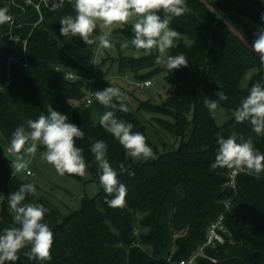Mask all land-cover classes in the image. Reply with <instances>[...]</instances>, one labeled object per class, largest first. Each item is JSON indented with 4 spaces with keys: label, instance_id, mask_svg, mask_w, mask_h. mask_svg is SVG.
<instances>
[{
    "label": "trees",
    "instance_id": "1",
    "mask_svg": "<svg viewBox=\"0 0 264 264\" xmlns=\"http://www.w3.org/2000/svg\"><path fill=\"white\" fill-rule=\"evenodd\" d=\"M208 1L186 0L191 11L170 23L180 36L168 55L183 53L187 67L169 71L155 63L159 55L154 51L118 60L120 71L131 69L137 73V81L164 71L167 81L176 85L162 103L141 101L136 110L128 106L127 113L115 111L117 119L131 123L133 132L145 136L155 159L128 156L119 141L94 119L91 106L101 116L112 109L95 103V99L89 106L83 104L88 80L80 71L88 68L85 65L95 55L99 24L93 33L97 42L86 45L79 37L69 39L60 34V18L75 15L67 0L62 8H43L37 24L40 14L33 6L18 9V22L23 26L15 32L28 38V43L26 57L12 62L9 71L4 70L3 61L0 132L8 148L0 141V233L14 224L8 195L21 184L31 183L11 167L13 159L8 152L12 133L19 126L27 127L26 120L47 115L49 106L84 131L76 146L82 149L96 180L100 172L91 145L95 141L106 143L107 159L126 185L127 194L122 207H111L105 202L111 197L102 186L95 198L85 200L81 210L64 215L36 187L37 195H27L24 203L49 209L44 222L54 234L51 260H30L24 255L29 249H23L14 264H181L194 256L191 264H264V173L257 177L238 172L235 185H231L233 170L211 167L218 138H228L233 132L238 142L243 137L264 154V134L257 135L248 122L238 124L231 119L232 110L246 98L251 86L264 82V65L251 48L258 26L264 27V0ZM158 14L163 18L162 12ZM124 25L116 26L112 37L122 36L130 43L132 26ZM5 54L18 56L19 52L7 49ZM144 69L149 71L139 73ZM250 69L255 72L243 85ZM69 72L77 77L68 78ZM96 85L100 90L106 88ZM219 90L228 97L219 102L226 115L222 124L204 104L205 98L217 99ZM141 109L157 114L156 120L179 139L178 145L161 149L153 143ZM221 215L224 241L203 248L211 224Z\"/></svg>",
    "mask_w": 264,
    "mask_h": 264
},
{
    "label": "clouds",
    "instance_id": "2",
    "mask_svg": "<svg viewBox=\"0 0 264 264\" xmlns=\"http://www.w3.org/2000/svg\"><path fill=\"white\" fill-rule=\"evenodd\" d=\"M65 0H57L54 7L62 8ZM75 11V15H64L60 18V34L65 38L79 37L86 45L97 42L93 33L98 24L108 29L98 36L100 47L111 46L109 39L115 25H124L132 22L134 33L131 45L137 50H143L151 55L153 49L159 51L155 63L169 71L188 66V59L181 53L165 55L166 51L174 46V41L180 33L170 27L173 18L181 17L190 12L186 0H67ZM6 9L0 10V25L10 19ZM163 13V18L158 13ZM264 20V15H262ZM256 39L251 45L252 50L259 55L264 65V27L257 29ZM129 46L128 42L121 45ZM217 99L205 98L204 104L209 112L215 114L220 101L228 97L219 90L215 93ZM95 99L105 108L99 118L100 125L110 133L133 159H155L153 149L146 143L145 136L140 132H133V125L117 119L115 111L127 113L129 108L124 102L125 97L120 88L109 86L95 91ZM47 115L41 114L38 119L26 120L27 127H17L11 137L10 151L15 156L11 167L14 172H27L30 160L37 152V145L45 147L42 159L54 166L55 170L64 175L73 174L83 176L86 171V162L82 149L76 146L77 139L84 138V131L69 122V117L54 110L47 109ZM231 119L236 123H250L252 130L257 134H264V82L254 83L246 98L232 110ZM233 132L228 138L219 137L218 150L211 167L227 168L235 172H244L248 175L259 176L264 173V154L258 151L253 143L244 141ZM100 172L99 181L103 190L111 199L105 202L111 207H122L125 203L127 187L118 179L117 171L109 163L104 141H95L91 145ZM123 171V165H121ZM27 195H37L33 183H23L18 191L8 195L10 213L14 224L0 233V264L14 262L19 259L18 253L29 249L24 255L30 260L45 262L51 260V249L54 234L49 225L44 222L45 214L49 211L42 204L24 203Z\"/></svg>",
    "mask_w": 264,
    "mask_h": 264
},
{
    "label": "rangeland",
    "instance_id": "3",
    "mask_svg": "<svg viewBox=\"0 0 264 264\" xmlns=\"http://www.w3.org/2000/svg\"><path fill=\"white\" fill-rule=\"evenodd\" d=\"M209 2L208 0H205ZM128 24L132 26L130 21ZM101 33L107 32L108 29L103 28L100 25ZM115 25L111 30L109 37L111 46L108 48L100 47L99 41L96 46L95 55L93 57L94 63L89 61L85 66L88 67L84 71H80V76L85 77L87 80L92 76H96L94 93L97 90L96 83L99 85H105L106 87L114 86L120 88L125 97V103L132 109H137L139 103L150 101L154 103H162L170 95L171 91L175 88V84L167 81L166 73L164 71H157L150 77L152 84L145 88H139L137 86V73L131 69H125L120 71L119 58L121 56L140 58L144 55L142 50L135 49L128 40L122 36L112 37V31L116 28ZM125 26V25H119ZM258 28H260L258 26ZM188 40V39H186ZM191 42L190 40H188ZM124 42H128L129 46L123 48L121 45ZM178 39L174 41L177 43ZM155 53L161 55L158 50L153 49ZM165 55H168V50ZM148 69L141 70L139 73H145ZM255 72V69H250L243 78V85H246L251 75ZM79 74V73H77ZM95 99V94H94ZM210 100H213L209 97ZM98 101L95 99V103ZM93 110V117L95 120H99L101 114L91 106ZM143 121L148 124V133L153 141L161 149H172L177 146L179 139L176 136L168 133L164 130V127L156 120L157 114L151 113L144 109L140 110ZM216 121L218 124L224 123L226 115L222 108L219 106L215 112ZM160 117L170 119L167 116L159 115ZM0 141L5 148H8V143L3 133L0 132ZM46 151L42 145H37V152L34 156L28 157L31 161L29 168L32 170V174L29 176L26 172H19V175L24 176L29 182L33 183L38 189L45 194L54 206L60 210L64 215H69L73 211L81 210L84 206L86 199H93L101 191L102 185L99 180L93 178L89 167H86L85 174L83 176L67 174L60 175L53 165L48 164L42 159V154ZM10 157L15 160V156L12 152H8ZM87 165V164H86Z\"/></svg>",
    "mask_w": 264,
    "mask_h": 264
},
{
    "label": "built area",
    "instance_id": "4",
    "mask_svg": "<svg viewBox=\"0 0 264 264\" xmlns=\"http://www.w3.org/2000/svg\"><path fill=\"white\" fill-rule=\"evenodd\" d=\"M56 2L57 1L55 0H23L22 3L19 0H6V5L11 10V12L8 14L10 19L5 22L4 36L7 43L17 48L16 50H18L19 55L18 56L13 54L6 55L4 50L2 55V63H1L2 71H3V61L5 62L6 65V69L4 70L9 71L10 64L12 62L16 61L19 58L21 59L24 56L26 57L28 38H23L19 33L15 32L16 28H21L23 26V22H18L19 14H21V12H19L18 9H22L23 11H25L26 5L33 6V8L40 14V19L37 22H35V24H37L38 22L41 21L43 17V12H42L43 8H47V9L55 8L54 5L56 4ZM90 62L94 63L93 59H91ZM67 77L76 78L77 76L73 72H69L67 73ZM95 80H96V76H92L91 78L88 79L87 95L83 101V104L87 106L91 105L94 100ZM136 84L139 88H145L146 86L152 84V80L151 79L141 80V81H137ZM27 171H30L32 174V170L29 167ZM237 173L238 172H235L234 170L232 171L231 180L229 181L231 185H235V177ZM1 199L2 196L0 194V202ZM222 230H225L223 215H221L215 222L211 224L208 233V238L204 243L203 248L207 245L215 244L217 241L223 242L224 235L221 233ZM194 259L195 256L187 261L182 260L181 264H191Z\"/></svg>",
    "mask_w": 264,
    "mask_h": 264
},
{
    "label": "water",
    "instance_id": "5",
    "mask_svg": "<svg viewBox=\"0 0 264 264\" xmlns=\"http://www.w3.org/2000/svg\"><path fill=\"white\" fill-rule=\"evenodd\" d=\"M57 1V0H55ZM6 9V15H8L11 10L7 7L6 5V0H0V10ZM4 27L5 23L3 25H0V82L2 81V55L4 50L6 49H14L16 50L17 48L13 45H10L9 43L6 42L5 36H4Z\"/></svg>",
    "mask_w": 264,
    "mask_h": 264
}]
</instances>
